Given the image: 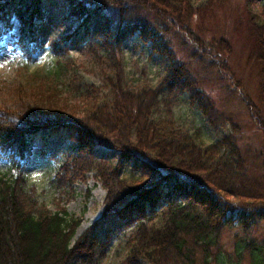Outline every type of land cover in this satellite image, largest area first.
I'll list each match as a JSON object with an SVG mask.
<instances>
[{
	"label": "trees",
	"instance_id": "obj_1",
	"mask_svg": "<svg viewBox=\"0 0 264 264\" xmlns=\"http://www.w3.org/2000/svg\"><path fill=\"white\" fill-rule=\"evenodd\" d=\"M61 1L76 26L51 46L57 68L70 74L61 57L68 56L69 45L81 42L109 94L94 93L98 88L81 83L75 89L80 97L76 112L59 84L30 97L18 98L17 88L12 102L0 100V163H9L15 172L10 178L0 175V264H100L113 235L129 230V263L142 259L149 264H227L232 256L222 251L221 239L223 227L232 223L228 213L238 212L244 235L257 219H264V80L256 100L247 92L243 96L263 145L244 148L236 120L216 107L200 79L177 60L171 43L150 20L187 30L184 19L195 12L192 0ZM45 3L0 0V43L17 24L16 48L24 70L35 65L43 51L38 23L46 18ZM250 22L252 60L264 75V5L252 13ZM137 35L170 62V73L154 88L128 87L121 54ZM222 45L219 58L228 55ZM60 71L47 76L60 83ZM186 96L215 132L230 131L205 145L200 131L193 135L182 129L173 109ZM66 139L77 143L78 154L63 156L58 180L65 172L69 177L70 167L74 174L82 172L76 178L95 172L108 191L103 215L76 243L80 220L65 210L40 209L25 176L36 149L54 158V150ZM96 145L119 153L141 176L125 178L124 165L98 159ZM246 253L250 264H264V244L242 237L236 264H242Z\"/></svg>",
	"mask_w": 264,
	"mask_h": 264
},
{
	"label": "rangeland",
	"instance_id": "obj_2",
	"mask_svg": "<svg viewBox=\"0 0 264 264\" xmlns=\"http://www.w3.org/2000/svg\"><path fill=\"white\" fill-rule=\"evenodd\" d=\"M192 2L194 15L184 19L187 30H181L174 26L173 22H167L161 26L157 25L152 18L150 20L171 43L177 60L185 64L192 74L200 79L202 89L211 97L216 107L236 120L242 129L244 148L251 146L253 149H260L263 145L262 134L249 119L243 96L247 92V95L256 100L260 81L264 80V75L259 74L252 60L254 42L251 37L252 23L250 22L252 13L261 11L264 0H192ZM45 7L46 18L38 23L43 51L35 65L25 70L21 68L22 57L16 48L17 28L8 32L0 43L1 102H12L11 94H17V88H20L16 95L18 98L30 97L33 92L51 91V87L58 84L62 86L64 96L71 99L68 105L72 108L74 104L80 102L75 89L81 83L100 90L94 93L101 92L102 96L109 94L106 87L103 88L104 83L99 76L100 69L81 42L70 45L67 51L68 56L61 57L63 62L68 63L67 72L70 74L57 68L51 46L59 40L61 35L72 31L76 25L67 18L69 11L64 2L46 0ZM221 44L225 46L224 51L228 55H222L219 58L217 54L223 53L218 50ZM122 52L121 58L126 79H128V87L131 90L154 88L170 73L169 59L156 54L151 48V43H144L138 35L131 36L123 46ZM50 71L61 72L59 73L62 76L59 78L60 83L56 77L47 76ZM74 71L76 75L72 76ZM173 112L177 124L182 129L193 135L197 133V130L200 131L201 140L205 145L216 142L230 131L226 128L215 132L203 115L192 106L188 96L175 104ZM76 145L70 139H66L62 148L54 150V158L50 152L43 154L40 149H36L35 156L25 172L28 184L38 199L40 209L47 208L52 213L65 210L71 217L80 220L75 243L101 218L108 196L107 189L95 172H87L83 178H76L82 172L74 174L70 167L69 177L65 172L61 181L58 180L57 170L63 163V156L67 154L76 156L78 154ZM93 147L98 159L110 161L113 166L124 165L125 178L133 175L135 178L141 176L138 171L134 174L133 163H124L119 153L101 145ZM3 174H8L7 178L15 176V172L10 169L7 162L0 163V175ZM146 179L144 182L148 181ZM231 203L236 205L233 199ZM227 217L232 218V223L222 229L221 249L226 255L232 256L229 262L236 264L238 260L236 248L239 239L246 237L264 244V219H257L244 235L241 231L242 225L239 224L238 212L228 213ZM130 233L129 230L113 235L100 264H149L142 259L128 262L130 253L126 249V239ZM242 264H250L247 253L243 257Z\"/></svg>",
	"mask_w": 264,
	"mask_h": 264
},
{
	"label": "bare ground",
	"instance_id": "obj_3",
	"mask_svg": "<svg viewBox=\"0 0 264 264\" xmlns=\"http://www.w3.org/2000/svg\"><path fill=\"white\" fill-rule=\"evenodd\" d=\"M60 1H61V0H60ZM38 30H39V28H38ZM39 34H40V33H39ZM72 44H75V43H72ZM72 44H71V45H72ZM69 46H70V45H69ZM72 141L74 142V140H72ZM74 143L77 144L76 142H74ZM97 157H98V156H97Z\"/></svg>",
	"mask_w": 264,
	"mask_h": 264
}]
</instances>
